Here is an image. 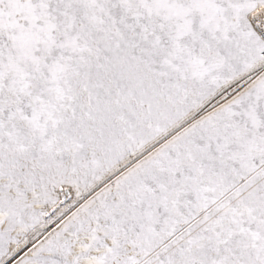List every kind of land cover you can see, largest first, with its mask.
<instances>
[{
    "label": "snow or ice",
    "instance_id": "snow-or-ice-1",
    "mask_svg": "<svg viewBox=\"0 0 264 264\" xmlns=\"http://www.w3.org/2000/svg\"><path fill=\"white\" fill-rule=\"evenodd\" d=\"M0 264H264V0H0Z\"/></svg>",
    "mask_w": 264,
    "mask_h": 264
}]
</instances>
